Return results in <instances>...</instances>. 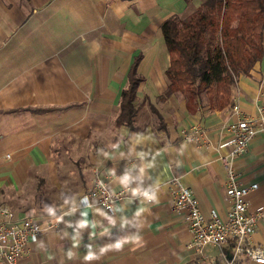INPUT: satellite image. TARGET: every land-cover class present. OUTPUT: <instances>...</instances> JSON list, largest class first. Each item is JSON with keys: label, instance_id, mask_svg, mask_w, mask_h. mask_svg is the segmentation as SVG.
<instances>
[{"label": "crops", "instance_id": "obj_1", "mask_svg": "<svg viewBox=\"0 0 264 264\" xmlns=\"http://www.w3.org/2000/svg\"><path fill=\"white\" fill-rule=\"evenodd\" d=\"M205 1L0 0V219L8 209L45 225L17 264L232 261L231 244L206 246L207 259L188 248L193 236L166 183L178 176L206 216L223 219L232 205L222 160L231 150L227 126L264 103V58L237 79L222 110H212L206 94L192 108L181 93L160 99L170 65L161 26ZM133 71L143 78L137 111L119 125ZM197 124L205 136L184 138ZM234 164L242 185L259 184L249 211L264 214V132ZM95 172L129 192L112 214L79 205ZM50 221L58 226L46 228ZM253 242L264 246V215Z\"/></svg>", "mask_w": 264, "mask_h": 264}, {"label": "trees", "instance_id": "obj_2", "mask_svg": "<svg viewBox=\"0 0 264 264\" xmlns=\"http://www.w3.org/2000/svg\"><path fill=\"white\" fill-rule=\"evenodd\" d=\"M161 31L170 65L160 99L179 92L190 108L206 94L210 108L222 110L232 105L237 79L249 76L264 58V0H206L186 17L168 18ZM142 80L130 74L117 124L132 123Z\"/></svg>", "mask_w": 264, "mask_h": 264}, {"label": "built area", "instance_id": "obj_3", "mask_svg": "<svg viewBox=\"0 0 264 264\" xmlns=\"http://www.w3.org/2000/svg\"><path fill=\"white\" fill-rule=\"evenodd\" d=\"M239 109L236 104L234 110ZM227 128L230 132L228 145L231 150L222 160L227 173L225 189L232 204L231 210L223 219L215 213L210 217L206 216L194 192L185 186L178 176H172L166 183L170 189L173 210L184 212L193 236L188 248L200 257L207 259L204 257L206 246H216L222 251L226 245L231 244L234 253L229 264L240 261L243 257H247L254 264H264V246L255 245L253 242L257 224L264 215L263 210L258 208L255 212H250L248 201L250 195L258 190L259 184L242 185L234 164L236 158L248 151L251 141L264 132V103L257 107L255 115L243 116L228 124ZM205 134V128L197 124L184 132L183 137L199 140ZM128 197V191L112 190L107 182L100 178L99 172H95L93 183L80 197L79 205L100 206L112 214L115 205ZM44 226L38 216L28 214L19 219L12 211L3 209L0 219V262L17 264L28 252V244L38 240L45 229ZM57 226V221L46 224L48 229H55ZM221 256L224 257V254L221 253ZM210 259L209 261L217 264L214 261L216 259Z\"/></svg>", "mask_w": 264, "mask_h": 264}, {"label": "rangeland", "instance_id": "obj_4", "mask_svg": "<svg viewBox=\"0 0 264 264\" xmlns=\"http://www.w3.org/2000/svg\"><path fill=\"white\" fill-rule=\"evenodd\" d=\"M184 17H186V16H184ZM179 93V92H178Z\"/></svg>", "mask_w": 264, "mask_h": 264}]
</instances>
